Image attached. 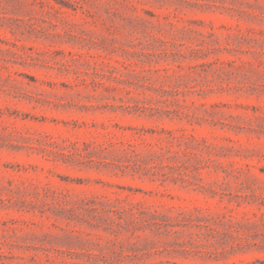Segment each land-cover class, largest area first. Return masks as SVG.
<instances>
[{
    "label": "rangeland",
    "instance_id": "1",
    "mask_svg": "<svg viewBox=\"0 0 264 264\" xmlns=\"http://www.w3.org/2000/svg\"><path fill=\"white\" fill-rule=\"evenodd\" d=\"M0 264H264V0H0Z\"/></svg>",
    "mask_w": 264,
    "mask_h": 264
}]
</instances>
